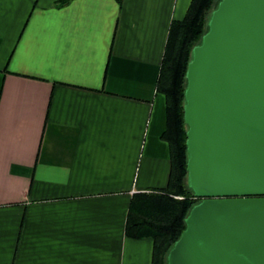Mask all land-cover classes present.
Returning <instances> with one entry per match:
<instances>
[{
    "label": "crops",
    "instance_id": "1",
    "mask_svg": "<svg viewBox=\"0 0 264 264\" xmlns=\"http://www.w3.org/2000/svg\"><path fill=\"white\" fill-rule=\"evenodd\" d=\"M0 0V264H152L127 236L167 189L173 21L193 0Z\"/></svg>",
    "mask_w": 264,
    "mask_h": 264
},
{
    "label": "water",
    "instance_id": "2",
    "mask_svg": "<svg viewBox=\"0 0 264 264\" xmlns=\"http://www.w3.org/2000/svg\"><path fill=\"white\" fill-rule=\"evenodd\" d=\"M196 203L167 264H264V0H218L186 73Z\"/></svg>",
    "mask_w": 264,
    "mask_h": 264
},
{
    "label": "trees",
    "instance_id": "3",
    "mask_svg": "<svg viewBox=\"0 0 264 264\" xmlns=\"http://www.w3.org/2000/svg\"><path fill=\"white\" fill-rule=\"evenodd\" d=\"M73 0H61L57 7ZM122 4L123 0H117ZM218 0H193L182 21H173L162 62L158 92L167 100V131L163 138L171 149V174L167 189L137 194L131 202L126 233L133 239L154 242L152 264H167L171 247L186 229L185 219L199 202L186 185L187 131L184 117L186 73L192 49L202 39L207 19Z\"/></svg>",
    "mask_w": 264,
    "mask_h": 264
}]
</instances>
